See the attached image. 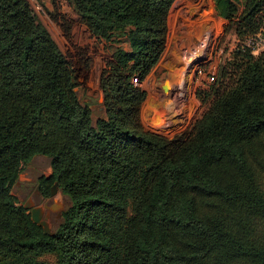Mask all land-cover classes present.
Wrapping results in <instances>:
<instances>
[{
  "label": "trees",
  "instance_id": "1",
  "mask_svg": "<svg viewBox=\"0 0 264 264\" xmlns=\"http://www.w3.org/2000/svg\"><path fill=\"white\" fill-rule=\"evenodd\" d=\"M176 1L69 0L117 45L94 124L77 93L86 54L68 61L27 0H0V264H264V51L245 46L264 32V0H214L241 46L231 70L197 92L212 102L192 131L167 138L143 127L142 84ZM35 156L50 158L49 184L71 202L54 236L12 192Z\"/></svg>",
  "mask_w": 264,
  "mask_h": 264
},
{
  "label": "rangeland",
  "instance_id": "2",
  "mask_svg": "<svg viewBox=\"0 0 264 264\" xmlns=\"http://www.w3.org/2000/svg\"><path fill=\"white\" fill-rule=\"evenodd\" d=\"M27 1L37 22L49 31L68 61L74 63L80 52H84L89 59L88 79L83 81L77 93L81 103L92 112L93 123L96 124L98 119L105 117L100 90L101 73L117 45H110L95 37L69 0ZM62 22L71 24L70 38L65 35ZM168 26L164 54L142 84L147 98L142 106L141 119L146 131L173 138L191 132L194 124L206 112L212 98L202 103L196 94L209 91L223 68L231 70L230 66L241 42L234 27H229L227 21L218 17L214 0H177L171 9ZM193 48L199 52L189 62L183 61V57ZM263 51L264 46H261L254 55ZM167 87L171 88L169 94L164 91ZM42 175L52 176L51 160L45 156H35L23 167L12 190L20 205H24L29 189ZM56 200L63 203L66 209L70 204V199L60 189ZM47 201L52 203L53 200L49 197ZM58 209L55 208L51 217L54 231L63 221L53 216ZM47 259L53 260L50 257Z\"/></svg>",
  "mask_w": 264,
  "mask_h": 264
},
{
  "label": "water",
  "instance_id": "3",
  "mask_svg": "<svg viewBox=\"0 0 264 264\" xmlns=\"http://www.w3.org/2000/svg\"><path fill=\"white\" fill-rule=\"evenodd\" d=\"M58 191H59V185L58 183H54L50 192V199L53 200L52 203L47 201L43 206H38V207H34L32 204H26L23 206L31 214L32 222L37 226H39L40 228H42L43 233L47 236L55 235L52 222L50 221L51 213L55 212V208L58 207L59 209L56 213H57V217L60 219L62 218L63 212L66 210L65 205L56 200Z\"/></svg>",
  "mask_w": 264,
  "mask_h": 264
},
{
  "label": "flooded vegetation",
  "instance_id": "4",
  "mask_svg": "<svg viewBox=\"0 0 264 264\" xmlns=\"http://www.w3.org/2000/svg\"><path fill=\"white\" fill-rule=\"evenodd\" d=\"M51 179V177H47V176H40L37 178V183L34 184L28 191V198L25 201L24 205L26 204H32L34 207H38V206H43L48 198L45 197L44 195V191L45 188L50 186L49 184V180ZM53 186V185H52ZM52 186H50L52 188ZM23 205V206H24ZM46 214V213H45ZM44 214V216H45ZM57 220L59 219L57 217V214L53 215ZM51 217H52V213L50 215V221H51Z\"/></svg>",
  "mask_w": 264,
  "mask_h": 264
},
{
  "label": "built area",
  "instance_id": "5",
  "mask_svg": "<svg viewBox=\"0 0 264 264\" xmlns=\"http://www.w3.org/2000/svg\"><path fill=\"white\" fill-rule=\"evenodd\" d=\"M245 46L254 54L261 46H264V32L248 38L245 42Z\"/></svg>",
  "mask_w": 264,
  "mask_h": 264
},
{
  "label": "bare ground",
  "instance_id": "6",
  "mask_svg": "<svg viewBox=\"0 0 264 264\" xmlns=\"http://www.w3.org/2000/svg\"><path fill=\"white\" fill-rule=\"evenodd\" d=\"M213 38H214V36H213ZM198 52H199V50L196 48L191 49L190 51L187 52L185 57H183L184 58L183 61L187 60V62H189L191 60V58H193V56H195ZM164 91L169 94L171 92V88L170 89H169V87L164 88Z\"/></svg>",
  "mask_w": 264,
  "mask_h": 264
}]
</instances>
